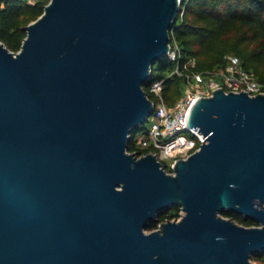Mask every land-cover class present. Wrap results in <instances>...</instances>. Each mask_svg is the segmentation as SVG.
<instances>
[{
  "label": "water",
  "instance_id": "water-1",
  "mask_svg": "<svg viewBox=\"0 0 264 264\" xmlns=\"http://www.w3.org/2000/svg\"><path fill=\"white\" fill-rule=\"evenodd\" d=\"M182 2L48 0L18 50L0 40V264H255L264 92L199 96L186 123L201 140L171 171L127 149Z\"/></svg>",
  "mask_w": 264,
  "mask_h": 264
},
{
  "label": "trees",
  "instance_id": "trees-1",
  "mask_svg": "<svg viewBox=\"0 0 264 264\" xmlns=\"http://www.w3.org/2000/svg\"><path fill=\"white\" fill-rule=\"evenodd\" d=\"M48 0H0V40L11 50L20 48L26 34L25 25L34 20L44 10ZM171 45L178 46L176 58L164 55L152 64L150 79L143 84L149 97L152 80H162V95L167 104H172L180 94L184 74L173 72L176 64L184 71L183 65L189 63L192 71H205L213 67L224 68L228 54H236L242 65L254 76L264 82V0H183L181 10L170 29ZM147 126L139 125L131 131L127 145L130 151L138 154L154 150L149 146L139 147L133 136L145 132ZM199 145V143H197ZM171 171V168L166 167ZM173 209L179 205L171 206ZM165 210L150 221L146 228H155L168 218ZM178 212H174L176 216ZM221 214L245 225L257 224L251 218L233 210H222ZM264 255V250L253 253L254 258Z\"/></svg>",
  "mask_w": 264,
  "mask_h": 264
},
{
  "label": "built area",
  "instance_id": "built-area-1",
  "mask_svg": "<svg viewBox=\"0 0 264 264\" xmlns=\"http://www.w3.org/2000/svg\"><path fill=\"white\" fill-rule=\"evenodd\" d=\"M177 44L174 42L168 51L171 59L176 58ZM193 64V60L187 61L183 67L184 71L175 65L173 72L184 74L185 78L196 76L200 78V72L188 69V64ZM162 80H152L149 83V91L154 96V108L148 116L150 119L145 132L137 133L133 136L136 146H149L150 150L156 152L158 158H165L174 155L176 152H184L186 156L198 147L200 138L197 136L198 129L187 126L186 120L188 111L194 101L201 95L211 94L214 88L222 86L225 90H246L250 94L264 92V82L257 79L254 74L246 69L241 59L236 54L227 55V63L219 78H210L207 82H202L196 88L187 90L184 95L179 96L172 104H167L162 95ZM135 151V150H133ZM165 162H162L164 165ZM171 164V170H172Z\"/></svg>",
  "mask_w": 264,
  "mask_h": 264
},
{
  "label": "rangeland",
  "instance_id": "rangeland-1",
  "mask_svg": "<svg viewBox=\"0 0 264 264\" xmlns=\"http://www.w3.org/2000/svg\"><path fill=\"white\" fill-rule=\"evenodd\" d=\"M29 1H34V0H29ZM223 69L224 68L213 67L211 69H206L205 71H199L200 72V78H198L196 76H191V77H189L187 79L185 78V80L180 85V94H179V96L184 95L187 90H192V89L196 88L202 82H207L210 78H219L220 75H221V70H223ZM149 122H150V119L146 120L141 125L147 126L149 124ZM183 155H184V152L178 151L172 156H168V157H165V158H160L159 157V159L162 162L166 163V167L167 168H171L172 162L177 157H181ZM167 210L169 211L168 213H171V215H168L167 219H174L176 217L178 218L181 215V213L183 212V210L181 208L173 209V208L170 207ZM174 212H178L176 216H173ZM145 230L148 231V230H150V228H146ZM250 259L255 264H264V255L261 256V257H258V258H254L251 255Z\"/></svg>",
  "mask_w": 264,
  "mask_h": 264
},
{
  "label": "bare ground",
  "instance_id": "bare-ground-1",
  "mask_svg": "<svg viewBox=\"0 0 264 264\" xmlns=\"http://www.w3.org/2000/svg\"><path fill=\"white\" fill-rule=\"evenodd\" d=\"M179 218V217H178ZM175 219H177V218H175Z\"/></svg>",
  "mask_w": 264,
  "mask_h": 264
},
{
  "label": "flooded vegetation",
  "instance_id": "flooded-vegetation-1",
  "mask_svg": "<svg viewBox=\"0 0 264 264\" xmlns=\"http://www.w3.org/2000/svg\"><path fill=\"white\" fill-rule=\"evenodd\" d=\"M177 218V217H176ZM158 226V225H157Z\"/></svg>",
  "mask_w": 264,
  "mask_h": 264
}]
</instances>
